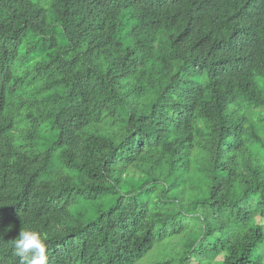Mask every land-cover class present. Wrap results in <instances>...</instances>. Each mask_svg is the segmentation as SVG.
<instances>
[{"label":"trees","instance_id":"16d2710c","mask_svg":"<svg viewBox=\"0 0 264 264\" xmlns=\"http://www.w3.org/2000/svg\"><path fill=\"white\" fill-rule=\"evenodd\" d=\"M153 252L264 264V0H0V264Z\"/></svg>","mask_w":264,"mask_h":264},{"label":"rangeland","instance_id":"374dc122","mask_svg":"<svg viewBox=\"0 0 264 264\" xmlns=\"http://www.w3.org/2000/svg\"><path fill=\"white\" fill-rule=\"evenodd\" d=\"M162 249V248H159ZM174 248L169 247L168 248V253L170 254V251L173 250ZM157 252H153V256H149L144 258L141 262H138L137 264H155L158 260H160L161 258H159L156 254ZM168 257V254H166ZM166 257V258H167Z\"/></svg>","mask_w":264,"mask_h":264}]
</instances>
